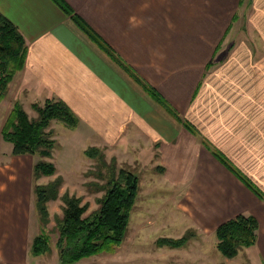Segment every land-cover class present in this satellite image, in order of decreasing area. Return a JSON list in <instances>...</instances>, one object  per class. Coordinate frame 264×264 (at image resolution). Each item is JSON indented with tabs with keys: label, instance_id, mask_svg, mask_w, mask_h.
Returning a JSON list of instances; mask_svg holds the SVG:
<instances>
[{
	"label": "crops",
	"instance_id": "crops-1",
	"mask_svg": "<svg viewBox=\"0 0 264 264\" xmlns=\"http://www.w3.org/2000/svg\"><path fill=\"white\" fill-rule=\"evenodd\" d=\"M65 1L264 194V128L263 133L255 128L258 88L249 69V10L251 22L261 23L264 30V0H250L245 6L241 0ZM0 12L18 27L27 46L24 68L9 87L12 100L6 115L14 101L28 112L24 100H29V108L47 98L62 100L79 119L73 130L93 140L82 151L98 147L107 158L133 169L148 160L154 176L145 184L140 178L139 190L141 185L180 190L170 197L178 213L169 220L176 237L190 228L214 236L230 219L251 215L258 224L256 243L233 264H264V202L218 162L197 135L50 0H0ZM242 15L247 38L237 40L239 26L234 25ZM259 106L264 125V102ZM3 142L0 135V264H48L38 260L45 255L28 258L31 208L36 213L33 188L24 183L21 172L14 174L16 157ZM261 152L258 159L254 154ZM157 166L164 172H157ZM35 219L39 224L37 214ZM144 220L137 225L139 233L151 231L155 224L151 217L146 224ZM100 260L95 256L75 264H117Z\"/></svg>",
	"mask_w": 264,
	"mask_h": 264
},
{
	"label": "trees",
	"instance_id": "trees-1",
	"mask_svg": "<svg viewBox=\"0 0 264 264\" xmlns=\"http://www.w3.org/2000/svg\"><path fill=\"white\" fill-rule=\"evenodd\" d=\"M50 1L69 17L101 51L113 59L155 102L181 122L186 130L197 135L201 144L211 155L264 202V194L233 167L218 149L199 136L193 125L183 121L161 95L125 64L65 0ZM245 1L250 5V0H241L240 5ZM26 50V41L21 31L0 12V104L7 98L10 84L16 74L24 68ZM211 65L212 63L207 66ZM30 108L35 112V117H30L21 103L14 101L3 121L0 135L3 141L11 145L13 156L38 157L31 169L32 179L36 181L41 177L54 176L56 173L54 164L47 161L52 157L55 146L54 133L50 129L51 124L59 122L70 129H75L79 125V119L66 103L57 98L34 102ZM83 155L95 161L91 168L93 172L87 171L85 177L92 176L102 182V184L93 182L85 184L89 191L102 193L97 200L98 207L86 214L88 204H82L81 197L71 196L68 193L60 196L59 189L63 181L59 176L46 184H35L33 186L34 207L41 229L29 244V252L34 256L46 255L50 251V238L45 231L50 221L47 203L57 198L63 203L62 216L55 218L54 228L58 235L55 246L60 264H75L83 259L111 253L127 237L130 215L139 193L140 176L129 166H118L115 158H111L108 162L103 150L98 147H86ZM156 171L162 173L164 169L157 166ZM257 228V221L251 215L240 214L230 219L215 230L217 250L227 258L236 256L241 249L255 245ZM191 237L192 233L186 232L176 239L158 238L155 244L159 247L180 248Z\"/></svg>",
	"mask_w": 264,
	"mask_h": 264
},
{
	"label": "rangeland",
	"instance_id": "rangeland-1",
	"mask_svg": "<svg viewBox=\"0 0 264 264\" xmlns=\"http://www.w3.org/2000/svg\"><path fill=\"white\" fill-rule=\"evenodd\" d=\"M246 5V1L243 4ZM255 18V17H254ZM250 10H249V51L252 55V62L249 65V69L254 74V86L258 91L255 95V107L257 106L255 128L256 131L263 133V118H262V106L259 104L264 102V30L261 27V23L251 22ZM239 26V35L237 40L247 38L245 35V16H239L238 23L234 25V28ZM262 89V90H261ZM258 95V96H257ZM17 99V98H16ZM12 100V93H9L4 103L0 106V123L6 117V105L8 101ZM29 100H24V104L28 109L27 114L30 117H35V112L29 108L27 104ZM263 125V126H262ZM50 129L53 131V138L55 140L54 150L52 157L47 160L54 164L56 173L51 177H41L34 181L32 179L31 172L33 164L38 160L36 156H15L14 158V174L18 175L20 172L26 176L24 177V183L29 185V189L32 190L35 184H46L52 181L55 177L62 178V185L59 189V195L68 193L76 197L82 198V204H88L86 214L95 210L98 207L97 200L102 193H95L89 191L85 184L89 182L102 184V182L94 179V177H85L87 171L91 169L95 161L86 158L83 155V147L87 144H91L93 140L89 138H82L73 129H70L59 122H53ZM4 143V142H3ZM6 147L11 148L10 144L4 143ZM259 158L261 153H255ZM109 162V158L106 157ZM148 161V160H147ZM147 161L145 166L140 169H133L140 176L143 184L149 183L148 179L153 178L154 172L149 168ZM118 166H121L118 164ZM138 197L135 203V207L132 210L129 221L128 234L125 241L113 252L104 253L99 255L101 260L106 259L110 262L117 264H233V260L240 254V256L247 255L250 252L251 247L241 249L238 254L232 258L224 257L216 247L217 239L214 236L200 234L194 228L186 230L179 237L186 232L192 233V237L180 248H170L167 246H156L155 242L158 238H179L176 237L175 227L172 229V223L169 221L170 216L178 215L173 198L177 197L181 192L178 189L169 190L167 186L151 185L147 186V189H143L141 185ZM150 188V189H149ZM258 189V188H257ZM32 193V192H31ZM173 197V198H170ZM62 201L57 198L47 203V207L50 214V221L46 225V233L49 235L50 251L40 257L38 260L48 264H60L58 257V251L55 243L58 239L55 228V218L62 216ZM31 207H32V195H31ZM36 213L31 208V220H30V237H35L40 232L39 224L36 223ZM154 220L155 224L151 231L139 233L137 228L145 219ZM149 218V219H148ZM151 224H149L150 226ZM148 226V225H147ZM176 226V222H175ZM152 227V226H151ZM53 230V231H52ZM169 235L170 237H168ZM32 238V239H33ZM34 255L29 253L28 258L32 259ZM98 258V257H97ZM100 260V261H101ZM102 260V261H103Z\"/></svg>",
	"mask_w": 264,
	"mask_h": 264
}]
</instances>
